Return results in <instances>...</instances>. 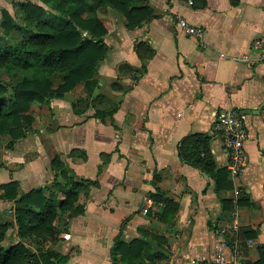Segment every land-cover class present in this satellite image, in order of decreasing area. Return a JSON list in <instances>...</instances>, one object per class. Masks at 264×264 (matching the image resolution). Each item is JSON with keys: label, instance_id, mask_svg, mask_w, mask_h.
I'll use <instances>...</instances> for the list:
<instances>
[{"label": "crops", "instance_id": "1", "mask_svg": "<svg viewBox=\"0 0 264 264\" xmlns=\"http://www.w3.org/2000/svg\"><path fill=\"white\" fill-rule=\"evenodd\" d=\"M23 1L0 0V21L2 10L11 13ZM145 4L153 18L133 30L110 10L99 9L108 50L98 64L97 88L88 97L80 84L64 99L52 100L13 149L2 146L0 186L16 181L28 192L49 185L55 156L67 177L95 181L79 193L84 212L59 221V241L52 247L70 257L67 264H111L110 250L122 227V237L131 240L141 229L158 233L156 226L166 240L162 264H207L218 231L233 219V205L228 211L223 202H231L241 188L239 246L228 249L227 264L256 262L264 244V63L248 65L240 57L264 34V0ZM178 16L203 28V44L179 29ZM227 109L251 112L240 115L248 133L247 164L235 181L215 130L216 114ZM190 135L207 138L215 170L208 173L179 158L180 141ZM221 169L226 171L221 188L230 186L218 192ZM155 186L179 205L172 226L146 214L156 210L149 197ZM55 199H64L63 191ZM0 221L11 222L2 242L8 249L18 242L12 201L0 199Z\"/></svg>", "mask_w": 264, "mask_h": 264}, {"label": "trees", "instance_id": "2", "mask_svg": "<svg viewBox=\"0 0 264 264\" xmlns=\"http://www.w3.org/2000/svg\"><path fill=\"white\" fill-rule=\"evenodd\" d=\"M99 9L110 10L128 30L153 18L145 0H26L15 5L14 14L2 10L0 138H7L6 150L13 149L32 130L36 108L49 105L54 99H64L80 84L88 97L97 88L98 64L108 50L103 42L107 29L98 16ZM178 155L205 172L215 170L205 136L184 137ZM51 168L54 179L43 188L22 192L16 181L0 186V199L13 202L18 237L16 244L4 248L2 242L11 222L0 221V264L68 263L70 257L52 247L59 241V221L63 216L72 218L84 212V206L78 203L79 193L95 181L67 177L59 156L51 160ZM224 172L225 169L216 171L218 192L229 185L227 182L221 188L220 175ZM158 179L154 176L155 185ZM58 191H63L64 199H55ZM149 197L156 210L148 209L146 214L157 223L172 226L178 203L158 187ZM223 203L230 211L232 199ZM156 228L158 233L141 229L138 237L125 240L122 227L110 250L111 264H162L167 257L163 247L166 240L164 230ZM245 236L252 238L253 233ZM259 257L258 261L246 264H264V244L259 246Z\"/></svg>", "mask_w": 264, "mask_h": 264}, {"label": "built area", "instance_id": "3", "mask_svg": "<svg viewBox=\"0 0 264 264\" xmlns=\"http://www.w3.org/2000/svg\"><path fill=\"white\" fill-rule=\"evenodd\" d=\"M176 22L179 29L186 36L196 38L200 44H203L204 30L202 27L192 25L180 16L176 18ZM240 59L248 65L264 63V34L253 40L250 52L243 54ZM215 130L222 137L223 145L228 155L225 166L229 172L230 178L235 181L242 175L247 164L246 155L244 153V146L248 138L245 122L234 110H222L216 114ZM243 196V190L237 188L232 198L233 219L227 226L218 231L219 238L215 244V253L207 264H227L228 249L230 247L233 248V250L238 248L236 242V236L239 231L237 207ZM230 239L231 244L229 243Z\"/></svg>", "mask_w": 264, "mask_h": 264}, {"label": "rangeland", "instance_id": "4", "mask_svg": "<svg viewBox=\"0 0 264 264\" xmlns=\"http://www.w3.org/2000/svg\"><path fill=\"white\" fill-rule=\"evenodd\" d=\"M10 3H11V0H10ZM9 8H10V10H11V7H10V6H9ZM14 8H15V6L12 8V10H11V14H14V12H15ZM104 15H105V14H104ZM104 17H105V16H104ZM0 32H2L1 27H0ZM42 108L44 109L45 107L42 106L41 108H36V109L34 110V116H39L38 120L40 119V109H42ZM48 116H49V115H48ZM4 142H5L4 137H1V138H0V149L4 147V145H2ZM2 146H3V147H2Z\"/></svg>", "mask_w": 264, "mask_h": 264}, {"label": "water", "instance_id": "5", "mask_svg": "<svg viewBox=\"0 0 264 264\" xmlns=\"http://www.w3.org/2000/svg\"><path fill=\"white\" fill-rule=\"evenodd\" d=\"M9 92L11 94L12 93V90L9 89ZM249 113H251V112L250 111L249 112L248 111H242V112H240V115L242 116V115L249 114ZM119 264H124V263H119Z\"/></svg>", "mask_w": 264, "mask_h": 264}]
</instances>
